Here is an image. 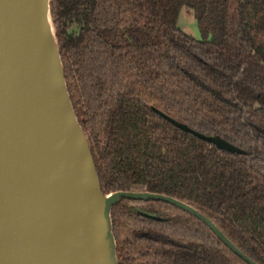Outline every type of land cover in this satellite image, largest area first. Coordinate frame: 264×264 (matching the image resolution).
<instances>
[{"label":"trees","instance_id":"trees-1","mask_svg":"<svg viewBox=\"0 0 264 264\" xmlns=\"http://www.w3.org/2000/svg\"><path fill=\"white\" fill-rule=\"evenodd\" d=\"M184 8L201 40L178 27ZM49 12L104 195L180 201L264 264V0H50ZM111 220L117 264H248L167 202L123 197Z\"/></svg>","mask_w":264,"mask_h":264},{"label":"water","instance_id":"water-1","mask_svg":"<svg viewBox=\"0 0 264 264\" xmlns=\"http://www.w3.org/2000/svg\"><path fill=\"white\" fill-rule=\"evenodd\" d=\"M49 8L50 0H0V264H71L59 199L66 140L84 163L99 223V245L79 264H117L111 209L123 197L175 205L204 222L245 262L257 264L189 205L150 193L104 195L68 95ZM160 114L221 150L241 153L219 137L205 136Z\"/></svg>","mask_w":264,"mask_h":264},{"label":"bare ground","instance_id":"bare-ground-1","mask_svg":"<svg viewBox=\"0 0 264 264\" xmlns=\"http://www.w3.org/2000/svg\"><path fill=\"white\" fill-rule=\"evenodd\" d=\"M54 63L56 60L54 57ZM57 76H59L57 67ZM76 150L66 140L61 154L59 172V199L64 207L66 233L71 264H79L86 252L99 245V223L91 197L83 161L75 156ZM87 264H94L89 260Z\"/></svg>","mask_w":264,"mask_h":264},{"label":"rangeland","instance_id":"rangeland-1","mask_svg":"<svg viewBox=\"0 0 264 264\" xmlns=\"http://www.w3.org/2000/svg\"><path fill=\"white\" fill-rule=\"evenodd\" d=\"M178 27L186 34L198 40L202 39V35L194 15L186 8L182 9L180 13Z\"/></svg>","mask_w":264,"mask_h":264}]
</instances>
